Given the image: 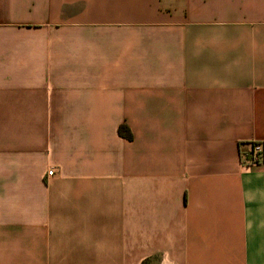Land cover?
<instances>
[{"label": "crops", "instance_id": "1", "mask_svg": "<svg viewBox=\"0 0 264 264\" xmlns=\"http://www.w3.org/2000/svg\"><path fill=\"white\" fill-rule=\"evenodd\" d=\"M253 142L264 0H0V264H264Z\"/></svg>", "mask_w": 264, "mask_h": 264}, {"label": "built area", "instance_id": "2", "mask_svg": "<svg viewBox=\"0 0 264 264\" xmlns=\"http://www.w3.org/2000/svg\"><path fill=\"white\" fill-rule=\"evenodd\" d=\"M264 160V147L260 142H253L247 154L241 155V165L245 168L252 167ZM53 171H48L47 175H52Z\"/></svg>", "mask_w": 264, "mask_h": 264}, {"label": "trees", "instance_id": "3", "mask_svg": "<svg viewBox=\"0 0 264 264\" xmlns=\"http://www.w3.org/2000/svg\"><path fill=\"white\" fill-rule=\"evenodd\" d=\"M117 132H118V134H119L120 136H122L123 138L128 139V140L131 139V133H130V130H129V128H128L126 125H124V124L120 125V126L118 127V129H117Z\"/></svg>", "mask_w": 264, "mask_h": 264}]
</instances>
